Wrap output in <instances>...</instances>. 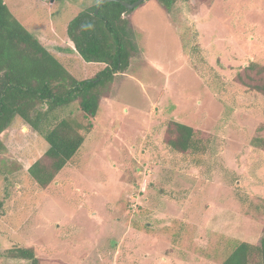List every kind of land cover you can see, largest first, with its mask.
<instances>
[{
    "label": "rangeland",
    "instance_id": "1",
    "mask_svg": "<svg viewBox=\"0 0 264 264\" xmlns=\"http://www.w3.org/2000/svg\"><path fill=\"white\" fill-rule=\"evenodd\" d=\"M3 1L67 60L79 57L68 21L100 0ZM127 18L137 52L96 116L76 101L48 116L91 125L52 183L28 173L48 148L42 135L18 116L0 134V264H29L13 248L39 264H221L237 244H259L264 0H176L170 11L147 0ZM81 62L70 67L80 80L101 70ZM174 123L199 130L206 152L172 150Z\"/></svg>",
    "mask_w": 264,
    "mask_h": 264
},
{
    "label": "trees",
    "instance_id": "2",
    "mask_svg": "<svg viewBox=\"0 0 264 264\" xmlns=\"http://www.w3.org/2000/svg\"><path fill=\"white\" fill-rule=\"evenodd\" d=\"M102 1L79 11L66 27L67 38L79 57L87 64L102 66L93 77L80 80L0 0V134L18 116L43 136L48 148L28 169L32 180L42 188L52 183L77 154L84 141L81 131L88 133L91 129V125L84 128L80 124L73 128L64 119L53 125L49 114L76 101L85 117L94 118L115 75L127 70L137 52L127 18L132 10L121 5V1L131 4L136 0L105 3L96 12ZM157 1L170 11L176 0ZM253 67L251 64L250 69ZM42 104L46 106L44 112L37 110ZM171 134L174 137L168 146L174 151L199 156L208 148L209 142L201 132L187 125L174 123ZM255 141L257 146L262 145L261 140ZM7 254L11 259L39 264L30 248H13ZM254 259L264 264V233L257 246L237 244L221 264H250Z\"/></svg>",
    "mask_w": 264,
    "mask_h": 264
},
{
    "label": "crops",
    "instance_id": "3",
    "mask_svg": "<svg viewBox=\"0 0 264 264\" xmlns=\"http://www.w3.org/2000/svg\"><path fill=\"white\" fill-rule=\"evenodd\" d=\"M69 22V21H68ZM68 24V23H67ZM66 27H67V25H66ZM66 39H68V38H66ZM69 41V40H68ZM42 42V41H41ZM40 42V43H41ZM70 42V41H69ZM43 46H44V43L42 42L41 43ZM70 44H71V42H70ZM72 45V44H71ZM45 47V46H44ZM46 48V47H45ZM47 49V48H46ZM48 50V49H47ZM49 51V50H48ZM50 52V51H49ZM51 54H53L56 58H58L62 63H64L65 64V62L67 63V64H65V65H67V67L69 68V71H70V73L72 74V75H76V73L77 74H79V72H74V73H72L73 71L72 70H70V67H71V65H74L75 66V64H78V63H80V58L77 56V57H75V58H72V57H69V58H67V60H65V59H63L59 54H56V53H53V52H50ZM82 60V59H81ZM82 65L83 66H85L87 63H85L83 60H82ZM81 65V64H80ZM88 65H90L89 63H88ZM91 65H97V64H91ZM77 66V65H76ZM98 66H101V65H98ZM101 69H102V66H101ZM97 73V72H96ZM95 73V74H96ZM94 74V75H95ZM79 75H81V74H79ZM93 77V76H92ZM91 78V77H90ZM86 79V78H85Z\"/></svg>",
    "mask_w": 264,
    "mask_h": 264
},
{
    "label": "water",
    "instance_id": "4",
    "mask_svg": "<svg viewBox=\"0 0 264 264\" xmlns=\"http://www.w3.org/2000/svg\"><path fill=\"white\" fill-rule=\"evenodd\" d=\"M112 1H116V0H104L102 1L99 6L97 7L96 9V12L98 11V9L103 6L105 3H109V2H112ZM145 1L147 0H136L135 2L133 3H127V2H124V1H121V5L126 8L127 10H133L135 9L136 7H138L139 5H141L142 3H144Z\"/></svg>",
    "mask_w": 264,
    "mask_h": 264
}]
</instances>
